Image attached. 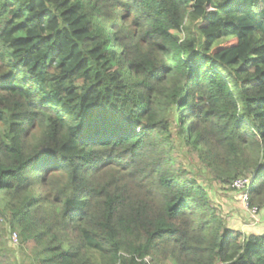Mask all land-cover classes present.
<instances>
[{
  "label": "trees",
  "instance_id": "1",
  "mask_svg": "<svg viewBox=\"0 0 264 264\" xmlns=\"http://www.w3.org/2000/svg\"><path fill=\"white\" fill-rule=\"evenodd\" d=\"M185 155L264 212V0H0V264H264Z\"/></svg>",
  "mask_w": 264,
  "mask_h": 264
},
{
  "label": "rangeland",
  "instance_id": "2",
  "mask_svg": "<svg viewBox=\"0 0 264 264\" xmlns=\"http://www.w3.org/2000/svg\"><path fill=\"white\" fill-rule=\"evenodd\" d=\"M119 20V17H116ZM108 38L113 39V36L108 33ZM112 46L117 47V43H112ZM184 148V147H183ZM185 152L187 150L185 149ZM185 155V163L193 171L199 182L208 190L214 204L222 212L224 219L229 227L239 231L247 236L249 235H264V212L257 209H251L244 200H248V194L245 192V187L249 182L246 180L239 185L230 187L219 183L213 179L211 174L205 172L199 162L190 160V156ZM191 163V164H190ZM193 163V164H192ZM4 227V226H3ZM5 229V227H4ZM6 231V229L4 230ZM8 231L7 240L3 243L5 250L11 251L10 257L22 261V251L19 247V237L12 235Z\"/></svg>",
  "mask_w": 264,
  "mask_h": 264
},
{
  "label": "built area",
  "instance_id": "3",
  "mask_svg": "<svg viewBox=\"0 0 264 264\" xmlns=\"http://www.w3.org/2000/svg\"><path fill=\"white\" fill-rule=\"evenodd\" d=\"M244 181H246V180H240V181L236 182L235 184H236V185H239V184L243 183ZM235 184H234V185H235ZM247 201H248L247 199L244 200V202H247ZM15 237H16V235H15Z\"/></svg>",
  "mask_w": 264,
  "mask_h": 264
}]
</instances>
